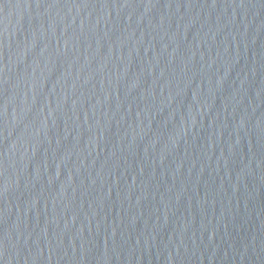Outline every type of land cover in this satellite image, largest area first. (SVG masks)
Wrapping results in <instances>:
<instances>
[{
	"label": "water",
	"instance_id": "water-1",
	"mask_svg": "<svg viewBox=\"0 0 264 264\" xmlns=\"http://www.w3.org/2000/svg\"><path fill=\"white\" fill-rule=\"evenodd\" d=\"M0 264H264V0H0Z\"/></svg>",
	"mask_w": 264,
	"mask_h": 264
}]
</instances>
